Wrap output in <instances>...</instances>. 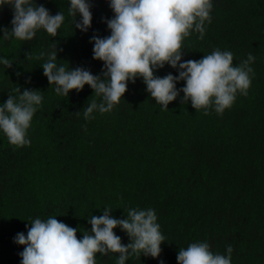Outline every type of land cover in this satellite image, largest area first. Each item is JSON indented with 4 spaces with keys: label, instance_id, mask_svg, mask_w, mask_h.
Returning a JSON list of instances; mask_svg holds the SVG:
<instances>
[{
    "label": "trees",
    "instance_id": "trees-1",
    "mask_svg": "<svg viewBox=\"0 0 264 264\" xmlns=\"http://www.w3.org/2000/svg\"><path fill=\"white\" fill-rule=\"evenodd\" d=\"M36 3L66 19L56 37L41 30L32 41H0V56L13 62L0 65V103L17 87L44 97L30 145L15 147L0 133V264H20L23 246L14 237L26 234L33 219L56 216L79 228V239L91 229L87 219L105 207L118 219L129 208L156 211L165 237L160 257L134 255L126 264H177L180 248L205 241L219 254L231 244L232 264H264V0H213L204 38L193 33L182 42V61L215 49L231 51L234 65L255 57L248 94H238L222 115L196 111L182 102L183 93L162 110L137 78L111 112L88 120L84 109L100 98L88 85L57 95L38 57L55 41L58 63L101 74L89 40L110 34L104 19L113 13L107 0H91L92 25L82 33L67 15L68 0ZM12 18L9 6L0 9V26L10 29ZM170 72L177 74L165 65L155 74ZM114 232L129 242L125 232ZM118 255L97 254V264H116Z\"/></svg>",
    "mask_w": 264,
    "mask_h": 264
},
{
    "label": "clouds",
    "instance_id": "clouds-1",
    "mask_svg": "<svg viewBox=\"0 0 264 264\" xmlns=\"http://www.w3.org/2000/svg\"><path fill=\"white\" fill-rule=\"evenodd\" d=\"M113 16L104 22L110 34L105 37L93 35V59L103 64L101 74L94 75L84 67L70 68L68 63H58L57 42L52 41L47 51H41L43 75L54 92L69 96L88 85L100 98L92 100L84 109L86 120L94 119V112H111L124 96L129 82L137 78L146 85L155 103L168 110L170 102L181 93L182 102H189L196 111L208 115L214 111L222 115L234 104L237 95L246 96L255 76L251 66L255 57L249 53L239 64L233 63L229 50L215 49L199 60L182 61V42L193 33L203 39L206 24L212 21L213 0H107ZM9 6L13 10L11 28L0 26V41L16 39L32 41L43 30L56 37L65 23L62 11L51 14L36 0H0V9ZM91 0H68L67 15L73 28L87 33L93 15ZM12 61L0 56L5 69ZM165 65L175 69L161 77L155 73ZM183 81L184 86L177 88ZM17 95H8L0 103V133L15 147L30 145L29 129L34 114L44 99L40 90L16 89ZM112 209L105 207L102 215L87 219L90 231H83L77 238L79 228L59 221L56 216L39 217L28 222L27 233L19 232L14 243L23 246L19 253L20 264H97V254L107 256L118 253L116 264H126L132 256L158 258L165 237L161 232L156 211L152 208H129L125 218H115ZM30 225V226H29ZM119 228L129 237L125 245L114 229ZM233 248L226 247L225 254L215 253L208 242L190 243L180 248L177 264H232ZM159 264H164L163 260Z\"/></svg>",
    "mask_w": 264,
    "mask_h": 264
}]
</instances>
